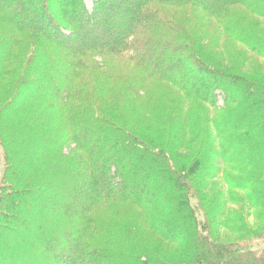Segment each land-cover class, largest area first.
Instances as JSON below:
<instances>
[{
  "label": "trees",
  "instance_id": "trees-1",
  "mask_svg": "<svg viewBox=\"0 0 264 264\" xmlns=\"http://www.w3.org/2000/svg\"><path fill=\"white\" fill-rule=\"evenodd\" d=\"M0 146V264H264V0H0Z\"/></svg>",
  "mask_w": 264,
  "mask_h": 264
},
{
  "label": "rangeland",
  "instance_id": "rangeland-1",
  "mask_svg": "<svg viewBox=\"0 0 264 264\" xmlns=\"http://www.w3.org/2000/svg\"><path fill=\"white\" fill-rule=\"evenodd\" d=\"M86 6L88 9H92L93 7V0H84ZM202 32V31H201ZM202 34V33H201ZM238 49L242 50V47L239 46ZM257 65H262L263 61H254ZM262 62V63H261ZM253 68H249L248 72H253ZM208 111H210L209 117L214 115L215 109L208 108ZM131 114L129 113V116ZM131 120H134L137 118V116L131 115ZM223 168V167H222ZM235 170H234V169ZM4 169V152L2 147L0 146V184H1V178L2 173ZM240 175L237 174V169L234 167L231 168V166H225L224 170L220 173L219 177L214 180L213 185L209 189V194L211 192H217L221 193L222 197H226L228 199V202H226V208H227V214H237L242 216L243 222L247 225L244 230H241L242 227H239L238 224H235L231 226L230 228H222L221 229V235L222 240L226 241H235L239 238H242L244 236H253L255 237L256 232L263 228L264 226V207H260L257 205H254L252 202L254 200H257L254 196V193H256V189L258 187L254 186V183L252 181L248 182V189L241 188L237 186L240 184L237 180L232 179L231 177H236ZM229 176V177H228ZM233 177V178H234ZM231 180V184L233 187H231L228 184L227 179ZM246 184V186H247ZM235 196V197H234ZM233 197V199L231 198ZM250 198V199H249ZM205 216V215H204ZM203 222V215L199 216ZM241 226V224L239 223ZM250 244L253 249H262L264 248V240L263 239H250Z\"/></svg>",
  "mask_w": 264,
  "mask_h": 264
}]
</instances>
